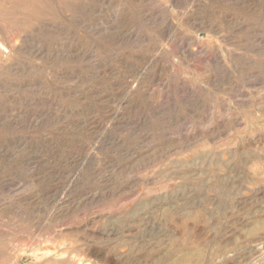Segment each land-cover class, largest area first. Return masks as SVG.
Listing matches in <instances>:
<instances>
[{"label":"rangeland","instance_id":"1","mask_svg":"<svg viewBox=\"0 0 264 264\" xmlns=\"http://www.w3.org/2000/svg\"><path fill=\"white\" fill-rule=\"evenodd\" d=\"M0 264H264V0H0Z\"/></svg>","mask_w":264,"mask_h":264},{"label":"bare ground","instance_id":"2","mask_svg":"<svg viewBox=\"0 0 264 264\" xmlns=\"http://www.w3.org/2000/svg\"><path fill=\"white\" fill-rule=\"evenodd\" d=\"M0 48H1V49H4V47H3L1 44H0Z\"/></svg>","mask_w":264,"mask_h":264}]
</instances>
